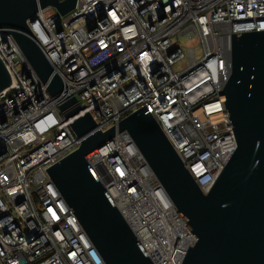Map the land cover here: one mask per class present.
Wrapping results in <instances>:
<instances>
[{
	"label": "built area",
	"instance_id": "1",
	"mask_svg": "<svg viewBox=\"0 0 264 264\" xmlns=\"http://www.w3.org/2000/svg\"><path fill=\"white\" fill-rule=\"evenodd\" d=\"M35 16L28 27L98 129L145 105L206 194L236 149L221 93L231 34L264 30V0H76ZM0 60L11 80L0 92V264H105L45 170L81 141L10 35ZM86 161L150 261L181 264L196 237L130 136Z\"/></svg>",
	"mask_w": 264,
	"mask_h": 264
},
{
	"label": "water",
	"instance_id": "2",
	"mask_svg": "<svg viewBox=\"0 0 264 264\" xmlns=\"http://www.w3.org/2000/svg\"><path fill=\"white\" fill-rule=\"evenodd\" d=\"M75 3L0 0V34L13 38L81 141L45 170L105 264H153L86 161L120 132L130 136L196 237L181 264H264V30L231 34L221 93L236 149L203 194L145 105L101 132L77 103L27 25L39 9L65 15ZM10 84L0 60V92Z\"/></svg>",
	"mask_w": 264,
	"mask_h": 264
},
{
	"label": "rangeland",
	"instance_id": "3",
	"mask_svg": "<svg viewBox=\"0 0 264 264\" xmlns=\"http://www.w3.org/2000/svg\"><path fill=\"white\" fill-rule=\"evenodd\" d=\"M195 40L194 39H187L186 37L182 39V44L186 47H193L195 46Z\"/></svg>",
	"mask_w": 264,
	"mask_h": 264
}]
</instances>
